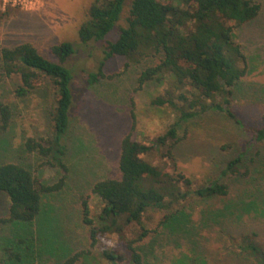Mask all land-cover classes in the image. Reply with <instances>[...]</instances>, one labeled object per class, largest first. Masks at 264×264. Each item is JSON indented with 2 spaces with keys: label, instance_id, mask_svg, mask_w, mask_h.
<instances>
[{
  "label": "rangeland",
  "instance_id": "obj_1",
  "mask_svg": "<svg viewBox=\"0 0 264 264\" xmlns=\"http://www.w3.org/2000/svg\"><path fill=\"white\" fill-rule=\"evenodd\" d=\"M254 19L235 26L233 39L246 57L247 72L239 80L229 108L241 123L225 112L209 109L180 121L176 126L179 139L170 152L173 139L154 146L145 158L173 174L181 173L193 187L218 180L229 186L227 197L213 196L206 200L192 197L171 209H147L141 226L160 231L165 213L184 207L196 227L181 231L185 217L174 215L161 233H150L135 244L144 250L148 264H251L249 253L240 252L238 237L258 232L257 244L264 251V142L249 141L243 125H264V0ZM94 0H44L37 11L0 9V45L13 47L29 42L50 61L56 58L51 47L63 41L73 44L75 52L65 62L72 75L73 101L70 123L65 134L66 151L62 158L67 167L56 164L53 155H40L24 147L28 138L44 145L52 136L48 117L52 88L43 81L24 97H17L16 76L0 78V101L10 106L12 120L0 132V162L26 166L42 183L54 184L63 174L64 184L58 191L44 193L42 210L31 225L5 224L0 228V257L8 242L24 239L19 247L28 264H62L75 253L81 256L73 264H109L100 254L99 244H91L88 225L82 220V204L86 201L88 218L98 225L100 199L91 192L93 184L104 178H118L120 141L129 131L132 139L153 143L179 115L167 104H152L158 96H166L168 77L146 81L138 87L142 70L158 63L159 55L141 56L137 62L115 55L105 61L104 76L89 85L88 72L97 71L103 58V41H79L78 29L87 19V9ZM127 6L118 22L125 26ZM113 29L105 39H116ZM190 97V96H188ZM186 108L184 102H177ZM155 119V123H152ZM147 121V123H146ZM133 123V129H131ZM237 156L241 161L234 173L222 175L227 162ZM185 188V187H183ZM247 204L254 205L246 211ZM8 200L0 192V214L6 216ZM240 220L248 222L241 231ZM225 228V229H223ZM140 227L125 228L122 234H108L107 244L122 245L139 233Z\"/></svg>",
  "mask_w": 264,
  "mask_h": 264
},
{
  "label": "trees",
  "instance_id": "obj_2",
  "mask_svg": "<svg viewBox=\"0 0 264 264\" xmlns=\"http://www.w3.org/2000/svg\"><path fill=\"white\" fill-rule=\"evenodd\" d=\"M126 6V25L121 26L118 22ZM259 11L260 4L252 0H94L88 7L87 19L78 29V38L84 44L103 41V58L97 71L87 73V83H97L104 76L105 61L115 55L126 58L125 67L130 62H137V55H159L158 63L140 72L138 87L146 81L168 77L166 96H158L151 103L167 104L179 111L169 128L153 143L132 139L130 131L122 137L118 160L120 176L98 180L91 188L102 203L97 214L98 225H93L88 218V206L83 201L82 220L88 225L91 244H99L100 254L107 263L148 264L146 253L135 243L150 233L166 231L167 221L174 215L185 217L181 231L196 227L184 207H175L164 214L160 231L145 229L141 221L149 207L171 209L192 197L206 200L229 194V186L224 182L215 180L193 187L191 180L181 173L163 170L145 156L154 146L164 145L168 139H173L169 146L171 151L164 154L173 159L172 150L179 140L176 126L198 112L209 109L222 111L241 123L229 104L237 83L247 72V63L240 45L233 39V28L254 19ZM113 29H117V38L105 39ZM74 52L71 42H60L51 47L56 60L50 61L29 42L13 47L0 45V78L16 76L19 79L14 89L15 96L28 95L43 81L50 84L52 95L48 117L52 136L44 141L46 145L28 138L24 147L43 156L53 155L64 173L67 171L62 160L66 151L64 137L69 128L73 101L72 75L64 64ZM179 101L184 102L186 108L179 107ZM11 120L10 106L0 101V132L7 130ZM133 126L132 123L131 129ZM243 129L249 133V141L264 142V125L244 124ZM240 161V156L229 160L221 174L234 173ZM64 177L65 174L56 183L45 184L22 164L0 162V192L8 200L6 216L0 214V228L5 224L31 225L41 213L43 194L61 189ZM254 205L247 204L246 211H253ZM135 226L140 227L135 237L124 239V235L120 236L123 246L107 244L108 234H122L125 228ZM239 227L246 231L248 222L240 220ZM257 237L256 231L239 236V253H249L253 259L251 264H264V251L257 244ZM17 240L2 247L0 264H28L19 248L24 239ZM80 256L81 253H75L62 264H73Z\"/></svg>",
  "mask_w": 264,
  "mask_h": 264
},
{
  "label": "built area",
  "instance_id": "obj_3",
  "mask_svg": "<svg viewBox=\"0 0 264 264\" xmlns=\"http://www.w3.org/2000/svg\"><path fill=\"white\" fill-rule=\"evenodd\" d=\"M44 5V0H0V9H21L25 11H37Z\"/></svg>",
  "mask_w": 264,
  "mask_h": 264
},
{
  "label": "clouds",
  "instance_id": "obj_4",
  "mask_svg": "<svg viewBox=\"0 0 264 264\" xmlns=\"http://www.w3.org/2000/svg\"><path fill=\"white\" fill-rule=\"evenodd\" d=\"M146 123H147V121H146ZM152 123H155V119H153Z\"/></svg>",
  "mask_w": 264,
  "mask_h": 264
}]
</instances>
